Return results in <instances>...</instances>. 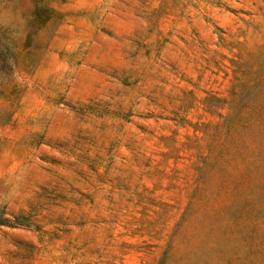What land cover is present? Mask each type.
<instances>
[{
    "label": "rangeland",
    "instance_id": "1",
    "mask_svg": "<svg viewBox=\"0 0 264 264\" xmlns=\"http://www.w3.org/2000/svg\"><path fill=\"white\" fill-rule=\"evenodd\" d=\"M0 264H264V0H0Z\"/></svg>",
    "mask_w": 264,
    "mask_h": 264
},
{
    "label": "trees",
    "instance_id": "2",
    "mask_svg": "<svg viewBox=\"0 0 264 264\" xmlns=\"http://www.w3.org/2000/svg\"><path fill=\"white\" fill-rule=\"evenodd\" d=\"M7 223L6 219L0 218V225Z\"/></svg>",
    "mask_w": 264,
    "mask_h": 264
}]
</instances>
